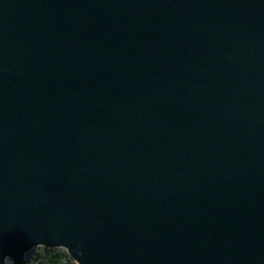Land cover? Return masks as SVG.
Returning <instances> with one entry per match:
<instances>
[{
	"label": "water",
	"instance_id": "1",
	"mask_svg": "<svg viewBox=\"0 0 264 264\" xmlns=\"http://www.w3.org/2000/svg\"><path fill=\"white\" fill-rule=\"evenodd\" d=\"M264 264V0H0V264Z\"/></svg>",
	"mask_w": 264,
	"mask_h": 264
},
{
	"label": "rangeland",
	"instance_id": "2",
	"mask_svg": "<svg viewBox=\"0 0 264 264\" xmlns=\"http://www.w3.org/2000/svg\"><path fill=\"white\" fill-rule=\"evenodd\" d=\"M47 252H54L58 253L63 256V264H77L71 256L68 254L67 250L65 249H54V248H47L45 246L35 247L29 253L26 254V261L27 264H37V260L40 257H44ZM8 264H13L12 260L9 259L7 261Z\"/></svg>",
	"mask_w": 264,
	"mask_h": 264
},
{
	"label": "trees",
	"instance_id": "3",
	"mask_svg": "<svg viewBox=\"0 0 264 264\" xmlns=\"http://www.w3.org/2000/svg\"><path fill=\"white\" fill-rule=\"evenodd\" d=\"M37 264H63V256L58 253L47 252L44 257L37 260Z\"/></svg>",
	"mask_w": 264,
	"mask_h": 264
}]
</instances>
